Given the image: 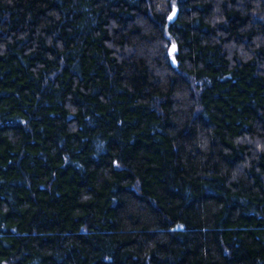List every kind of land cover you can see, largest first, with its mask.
<instances>
[{"label":"trees","instance_id":"trees-1","mask_svg":"<svg viewBox=\"0 0 264 264\" xmlns=\"http://www.w3.org/2000/svg\"><path fill=\"white\" fill-rule=\"evenodd\" d=\"M0 264H264V0H0Z\"/></svg>","mask_w":264,"mask_h":264}]
</instances>
